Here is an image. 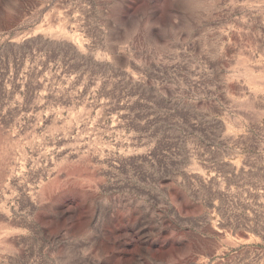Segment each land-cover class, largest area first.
I'll use <instances>...</instances> for the list:
<instances>
[{"label": "rangeland", "instance_id": "1", "mask_svg": "<svg viewBox=\"0 0 264 264\" xmlns=\"http://www.w3.org/2000/svg\"><path fill=\"white\" fill-rule=\"evenodd\" d=\"M0 264H264V0H0Z\"/></svg>", "mask_w": 264, "mask_h": 264}]
</instances>
